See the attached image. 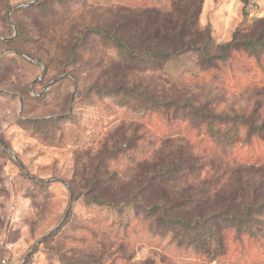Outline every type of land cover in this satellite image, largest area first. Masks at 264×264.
Returning <instances> with one entry per match:
<instances>
[{
  "label": "rangeland",
  "instance_id": "rangeland-1",
  "mask_svg": "<svg viewBox=\"0 0 264 264\" xmlns=\"http://www.w3.org/2000/svg\"><path fill=\"white\" fill-rule=\"evenodd\" d=\"M36 1L0 0V264H264V240L258 232V241L239 236L235 231L226 233V256L210 261L186 245H177L173 235H164L155 220L146 219L145 207L157 202L160 196L167 197L172 206L182 204L190 196L185 178L177 184L156 188L149 196L151 199L139 198L136 202L144 208L127 205L131 196L139 192L136 181L143 185L144 172L149 171L153 160L147 158V166H132L128 162L130 153L126 152L125 144L140 133L129 130L125 111L116 106L121 100L105 97L104 92L95 95L91 89L94 85L118 84L125 72L109 63L113 58L108 55L110 52L106 54L103 49L95 48L94 52L81 50L78 65L65 71L77 77L78 86L72 75L58 73L61 59L56 47L67 45L80 27L107 20L101 12L103 9H85L77 18L52 24L55 28L49 25V30L44 29L45 39L41 31L45 20L37 11L23 12L28 6L12 10L14 6ZM250 7L256 17L248 16ZM20 9L22 12L17 13ZM63 14L64 11L55 7L54 15L47 20H57ZM9 17L25 32L24 44L18 48L27 54L22 59L4 56L7 48L13 50L6 40L16 34ZM263 19L264 0H204L200 23L209 30L215 43L223 44L234 31H245ZM30 56L48 63V69L37 66ZM240 56L238 67H244L248 74L264 77V55L258 62ZM183 65L190 70L188 60ZM179 68L182 69H170L174 77H178ZM225 74L234 78L225 84L226 90L209 84L178 82L184 88L177 95L192 97L202 105L210 104L218 113L247 114L253 103L251 91L239 81L237 73ZM144 78L135 74L126 80L142 82ZM57 116L70 121L64 128L61 144L57 141L61 133H53L52 127H26L22 123ZM153 123L158 132L162 118L154 116ZM251 144L241 154L257 152L259 143L253 139ZM101 146L107 154L120 148L122 154L107 163L108 173L104 175L113 178L114 190L105 188L110 192L97 196L102 203L93 204L87 202L91 198L87 187L92 181L93 168L99 166ZM169 152L158 144L153 155L162 158ZM241 166L251 173L238 175L242 179L238 196L243 197L235 207L223 196L198 195L187 206L180 205L182 208L175 210L184 213L183 220L187 223L221 210H227L229 215H241L242 208L252 200L255 187L260 186L258 181L264 184V166H254L253 170L249 168L253 165ZM262 187L259 202L264 201ZM118 201L119 208L103 204ZM257 220L264 231V218Z\"/></svg>",
  "mask_w": 264,
  "mask_h": 264
},
{
  "label": "trees",
  "instance_id": "trees-1",
  "mask_svg": "<svg viewBox=\"0 0 264 264\" xmlns=\"http://www.w3.org/2000/svg\"><path fill=\"white\" fill-rule=\"evenodd\" d=\"M203 4L204 0H37L22 10L37 11L45 23L49 22L44 23L41 30L46 39L45 30H49V25L55 28L57 26L52 24L77 18L85 9H103L101 12L107 20L80 27L67 45L56 47L61 59L58 73L69 74L65 71L78 65L81 50L94 52L95 48H101L106 54L110 52L108 55L113 58L109 63L118 65L125 75L118 84L94 85L91 89L95 95L104 92L105 97L121 100L122 104L116 106L125 111L129 130L133 134L140 133L125 144L126 152L130 153L128 162L132 166H147L149 159L153 160L149 171L144 172L143 185L136 181L139 192L131 196L127 205L144 208L136 202L139 198L145 201L161 185L177 184L185 178L190 196L175 206L170 205L167 197L160 196L157 202L145 207L146 219L155 220L156 225L163 228L164 235H173L177 245H186L196 254L218 261L226 256L225 235L230 231L253 241H258V232L264 240L263 225L257 220L264 218V201L258 200L264 184L258 181L260 186L255 187L253 198L242 208L241 215H229L227 210H221L187 223L183 220L184 213L175 209L182 208L180 205L187 206L198 195L223 196L235 207L243 197L238 196V186L242 184L238 175L251 173L241 165H253L249 166L250 170L257 165L264 166V77L248 74L244 67H238L241 54L255 62L264 55V19L245 31H234L228 42L218 44L200 23ZM55 7L64 11L63 16L47 20L54 15ZM9 13L11 15V10ZM11 24L16 34L7 39L6 44L13 45V50L7 48L4 56L15 55L22 59L27 54L18 48L24 44L25 32L18 22ZM93 40H98V44ZM39 51H42L41 46ZM31 58L40 68L48 69V63L41 58ZM186 60L189 61L188 69L194 72L185 69L183 63ZM174 67H182L178 69V77L170 72ZM226 72L237 73L239 81L251 91L253 103L247 114L218 113L211 109L210 104L202 105L192 97L180 98L177 95L179 89L184 88L178 82L209 84L226 90L225 84L234 79L231 76L227 78ZM135 74L148 78V81H144L145 78L142 82L126 80ZM69 75L78 86L77 77ZM171 79L177 82L173 83ZM154 116L162 118L163 124L157 128L158 132L153 128ZM69 122L67 118L57 116L46 120H24L22 123L26 127H52L53 133H61L57 139L61 144L64 128ZM34 133L38 134V131ZM253 139L259 143L257 152L250 150L251 154H241L244 147H252ZM158 144L171 152L166 157H154L153 151ZM99 149L102 151L99 166L97 164L93 168L92 181L87 187V193L91 195L87 202L93 204L102 203L98 194L114 190L113 178H104V175L108 173L107 163L122 154L121 148L113 149L109 154L102 146ZM208 198L207 201L210 200ZM103 204L119 208L120 202Z\"/></svg>",
  "mask_w": 264,
  "mask_h": 264
},
{
  "label": "built area",
  "instance_id": "built-area-1",
  "mask_svg": "<svg viewBox=\"0 0 264 264\" xmlns=\"http://www.w3.org/2000/svg\"><path fill=\"white\" fill-rule=\"evenodd\" d=\"M251 6V4L249 5ZM254 10L251 9V7L249 9H247V14L249 17H256V14H254Z\"/></svg>",
  "mask_w": 264,
  "mask_h": 264
},
{
  "label": "water",
  "instance_id": "water-1",
  "mask_svg": "<svg viewBox=\"0 0 264 264\" xmlns=\"http://www.w3.org/2000/svg\"><path fill=\"white\" fill-rule=\"evenodd\" d=\"M32 3H26V4H22V5H18V6H14L13 8H12V10H14V9H17V8H20V7H22V6H29V5H31ZM9 16H10V13H9ZM9 21H10V17H9ZM11 22V21H10Z\"/></svg>",
  "mask_w": 264,
  "mask_h": 264
}]
</instances>
